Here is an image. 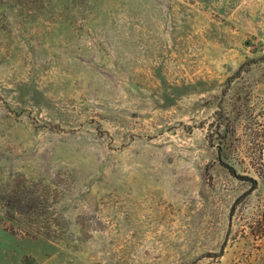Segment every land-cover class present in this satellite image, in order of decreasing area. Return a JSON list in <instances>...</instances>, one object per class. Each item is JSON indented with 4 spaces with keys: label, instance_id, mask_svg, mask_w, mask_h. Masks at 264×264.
Segmentation results:
<instances>
[{
    "label": "rangeland",
    "instance_id": "rangeland-1",
    "mask_svg": "<svg viewBox=\"0 0 264 264\" xmlns=\"http://www.w3.org/2000/svg\"><path fill=\"white\" fill-rule=\"evenodd\" d=\"M263 171L264 0H0V264H264Z\"/></svg>",
    "mask_w": 264,
    "mask_h": 264
},
{
    "label": "trees",
    "instance_id": "trees-1",
    "mask_svg": "<svg viewBox=\"0 0 264 264\" xmlns=\"http://www.w3.org/2000/svg\"><path fill=\"white\" fill-rule=\"evenodd\" d=\"M229 170L234 174L239 176L241 179H246V180H250L252 182V187L250 188V190H248L247 192H245L242 196H240L239 198H237V200L234 202L232 208H231V212H230V218L232 219V217L234 216V213L236 211V208L240 202V199L244 196V195H248L252 192H254L258 186V179H256L255 177L252 176H246V175H239L236 171V168L233 166H229L227 165V163H224ZM261 177L264 178V171L260 173ZM232 226V225H231ZM251 228H252V232L253 234H255L257 237H264V217L263 218H255L254 221L251 223ZM230 231V230H229ZM224 250V248L222 249ZM222 254V253H221Z\"/></svg>",
    "mask_w": 264,
    "mask_h": 264
}]
</instances>
